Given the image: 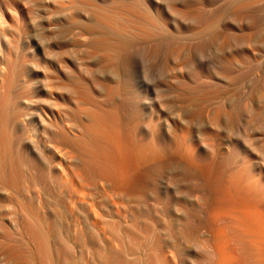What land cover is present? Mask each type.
I'll return each instance as SVG.
<instances>
[{
    "label": "bare ground",
    "instance_id": "6f19581e",
    "mask_svg": "<svg viewBox=\"0 0 264 264\" xmlns=\"http://www.w3.org/2000/svg\"><path fill=\"white\" fill-rule=\"evenodd\" d=\"M164 1L0 0V22L1 18L30 22L33 32L27 55L13 54V49L18 48L15 38L4 36L3 43L0 41L1 182L17 190L24 177L22 167L27 166L34 176L47 180L52 178L56 156L66 163L74 158L77 174L84 183H92L96 191H87V184L75 189L80 202L78 211H103L100 188L111 193L106 200L113 201L118 210L121 207L122 211H134L125 203L150 189L154 166L161 169L165 161H175L181 154L180 158H187L197 167L193 172L198 174L201 165L197 160L207 162L209 150H231V156L226 157L230 160L241 148L264 150V0H191L181 5H167ZM175 12L180 13L181 21L193 19L192 27L178 20L173 22ZM189 31L199 38L208 37L190 44L191 54L201 53L208 41L217 38L222 39L223 48H228L234 36L237 55L220 58L224 77L230 78V83L219 81L204 63L192 69L196 85L186 77L178 80L173 88L178 99H169L148 84L134 83L128 60L140 43H147L143 45L144 53L152 58L160 52V39L167 32ZM184 46L180 41L168 40L165 47L167 53L181 54ZM216 59L209 60L208 65L212 66ZM26 61V66L20 65ZM234 64L251 73L235 69ZM239 90L247 103L237 101ZM242 116L250 125V134L233 138L229 127L236 126ZM178 129L182 139L177 143L171 135ZM175 145L178 151L173 150ZM61 151L64 154L59 155ZM250 160L247 154L243 162L249 166L243 174L233 175L228 185L222 183L223 172L213 176L212 189L227 194L233 189L250 192L251 185L245 183L251 176ZM207 166L210 167H202ZM19 198L25 219L22 227L34 242L37 258L45 264H81L74 262V245L68 239L66 223H58L51 211L43 213L51 229L59 230L62 244L57 257V245H52L43 228L42 213L32 199ZM174 198L167 203L187 206ZM191 203L202 209L200 203ZM257 216L258 220L255 216L253 219L258 221L259 229L251 225L249 231L245 230L251 238L255 235L252 240L259 250L254 254L264 260V223L259 218L264 215L258 212ZM154 223L155 231L163 229L158 219ZM153 238L158 241L157 235ZM162 243L165 264H170L165 249L170 245ZM2 249L1 256L7 253L17 257L21 253L15 246L3 245ZM1 256L0 262L13 259L1 260ZM108 263L117 264L116 260ZM216 264L221 261L216 260Z\"/></svg>",
    "mask_w": 264,
    "mask_h": 264
},
{
    "label": "rangeland",
    "instance_id": "374dc122",
    "mask_svg": "<svg viewBox=\"0 0 264 264\" xmlns=\"http://www.w3.org/2000/svg\"><path fill=\"white\" fill-rule=\"evenodd\" d=\"M188 1L191 2V0H165L164 2L166 4L168 2L169 5L172 3L181 5ZM194 1L196 2V0H192V2ZM180 18L179 12H175L171 16L173 22H177V20L180 22ZM1 19L0 41L3 43L4 36L13 37L19 41H17L18 48H15L19 52L13 49V54L15 56L29 54L31 36H33L30 22L16 23L9 19ZM181 22L189 28L194 23L191 18H185ZM217 31L219 32V30ZM218 32L216 33L220 35ZM206 37L199 38L192 31L186 33L167 32L160 39L163 42L160 52L157 55L153 54L152 58L144 53L147 43H140L137 46L138 49L131 54L128 60L131 78L134 83L146 86L148 84L150 87H154L153 89H158L156 91L170 97L169 99H178L173 88L179 83V79L186 77L191 85L198 83L192 77L194 75L192 69H198V65L201 63L205 64V68H210L208 70L219 77L221 79L219 81L230 83L231 79L225 78L226 72L222 67L221 59L230 56V54L237 55L236 45L233 42L234 36H232V42L228 48H223L220 44L222 39L217 38L208 41L201 53L191 54L189 45L199 40L208 39ZM168 40L184 43L182 53H167L165 46ZM164 53L167 56L162 59L165 56H163ZM211 59H216L217 62L209 66L208 63ZM29 60L33 61L34 59L30 58ZM26 62L20 63V65L26 66L29 61ZM163 63L165 64L163 65ZM239 65L234 64L235 69L242 70L243 67L241 65L239 67ZM243 70L251 73V70ZM244 80L247 79L244 78ZM237 98L241 104L242 102L247 103L242 90L238 91ZM249 127L250 125L242 116L236 126L233 124L229 127V131L233 138H237L250 134ZM171 138L178 143L182 139L181 131L178 129L175 134L171 135ZM178 147L175 145L173 150L178 151ZM220 151L222 152L220 153ZM220 151L209 150L210 159L207 162L197 160V163L201 165L198 174L193 172L197 167L188 162L187 158H180L181 154L175 161L173 159L165 161L161 169L154 166L156 168L153 167L154 172L149 179L150 189L125 203V205L132 206L134 211H122L121 207L118 210L116 206L112 205L113 201L107 202L106 200V197L111 193L107 194L102 188H100L99 195L103 199V211H92V209L91 211H78L77 205L80 202L75 189L81 184H87L86 187H89V189L87 187V191H96L91 187L92 183H84L80 175L77 174L74 158L70 163H66L62 157L56 156L57 161L52 168V178L47 180L34 176L27 166L22 167L24 177L23 180H20L17 190L0 181V251L3 250V245L15 246L21 250L19 256H14L16 259L7 253L3 255L5 257L1 256L4 252L1 251V260L13 258L2 262L4 264H45L40 258H37L33 249L34 242L29 239L26 235L27 230L22 227L25 219L24 214L21 213L24 210L21 209L19 196H23L26 199H32L35 208L42 213V225L44 229H47L52 245L55 246V243L60 246L59 248L54 247L57 257L58 254L60 256L59 251H61L62 244L58 236L59 230L51 229L50 223L44 218L45 214L43 213L51 211L56 216L58 223L62 221L66 223L69 228L68 239L74 245L71 251L74 262L81 264H109L108 260L111 262L116 260L117 264H165L163 252L160 249L161 246H164L162 243L164 241L170 245L169 248L165 247L170 264H216V260H220L221 264H264L262 256L255 255L259 250H256L257 245L253 242L255 235L251 238L252 236L248 233L251 225L256 228V231L259 229V225H256L258 221L254 220L258 218V212L264 215V150L241 148L237 151L234 160L226 158L231 156V150L222 148ZM62 154L64 151L59 153V155ZM247 154L251 158V176L245 183L247 186L251 185L250 192L233 189L227 194L220 190L214 191L211 186V181L215 179L213 176H217L218 173L221 175L223 172L222 183L228 185L233 175L243 174L249 166L243 162ZM222 159L225 161L221 164L219 161ZM208 164L209 168L208 166L202 167ZM138 176L139 174H137ZM255 191L258 193V197H256ZM239 192L243 197L240 194L237 197ZM171 197H175L174 200L187 204V206L175 202L167 203ZM192 200L203 205L202 209L199 208L201 211H198L199 209L191 203ZM256 212L257 215H255ZM259 218L264 220L262 216ZM154 219L159 220L160 227H163L162 230H154ZM263 220L261 222L264 223ZM245 228H248V231ZM154 235L158 236V241H155ZM251 242L252 244H250ZM252 252L255 254H251ZM257 257L262 260L256 259Z\"/></svg>",
    "mask_w": 264,
    "mask_h": 264
}]
</instances>
